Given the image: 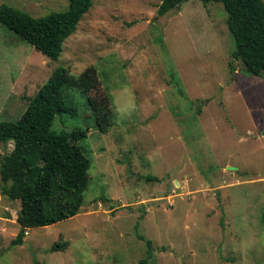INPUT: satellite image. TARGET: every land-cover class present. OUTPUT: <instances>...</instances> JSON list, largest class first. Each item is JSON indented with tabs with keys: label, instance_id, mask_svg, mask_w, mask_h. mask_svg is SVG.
Returning a JSON list of instances; mask_svg holds the SVG:
<instances>
[{
	"label": "rangeland",
	"instance_id": "obj_1",
	"mask_svg": "<svg viewBox=\"0 0 264 264\" xmlns=\"http://www.w3.org/2000/svg\"><path fill=\"white\" fill-rule=\"evenodd\" d=\"M4 3L33 17L69 8ZM160 4L94 0L58 60L0 23V119H19L62 66L78 113L53 128L87 129L92 161L80 213L23 245H12L21 202L0 192V264H264V74L233 59L222 3L164 16ZM12 149L0 141V157Z\"/></svg>",
	"mask_w": 264,
	"mask_h": 264
},
{
	"label": "trees",
	"instance_id": "obj_2",
	"mask_svg": "<svg viewBox=\"0 0 264 264\" xmlns=\"http://www.w3.org/2000/svg\"><path fill=\"white\" fill-rule=\"evenodd\" d=\"M190 0H161L158 15L164 16ZM222 3L228 14L227 25L235 42L234 60L241 61L245 72L264 74V1L201 0ZM94 0H69L66 11L51 12L42 17L8 4L0 5V23L13 30L44 56L58 60L64 44L78 29ZM174 83L184 95L181 83L173 74ZM72 81L66 69L59 66L39 92L29 98L23 115L17 120L0 119V141L13 144L11 152L0 157V192L21 202L17 222L20 226L12 245L25 243L29 230L48 227L77 216L84 203L91 177L89 150L82 142L87 129L57 131L53 128L58 116H76L78 107ZM96 108V106H95ZM145 240L143 236H139ZM67 242H57L52 251H64ZM147 254L153 258L152 242L147 241ZM142 264H145L143 262Z\"/></svg>",
	"mask_w": 264,
	"mask_h": 264
},
{
	"label": "water",
	"instance_id": "obj_3",
	"mask_svg": "<svg viewBox=\"0 0 264 264\" xmlns=\"http://www.w3.org/2000/svg\"><path fill=\"white\" fill-rule=\"evenodd\" d=\"M230 169H235V168H230Z\"/></svg>",
	"mask_w": 264,
	"mask_h": 264
},
{
	"label": "built area",
	"instance_id": "obj_4",
	"mask_svg": "<svg viewBox=\"0 0 264 264\" xmlns=\"http://www.w3.org/2000/svg\"><path fill=\"white\" fill-rule=\"evenodd\" d=\"M28 233V232H27ZM27 235V234H26Z\"/></svg>",
	"mask_w": 264,
	"mask_h": 264
}]
</instances>
